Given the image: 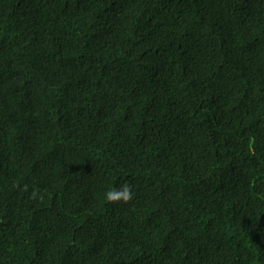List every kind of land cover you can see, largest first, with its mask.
I'll list each match as a JSON object with an SVG mask.
<instances>
[{"label":"trees","instance_id":"16d2710c","mask_svg":"<svg viewBox=\"0 0 264 264\" xmlns=\"http://www.w3.org/2000/svg\"><path fill=\"white\" fill-rule=\"evenodd\" d=\"M0 264H264V0H0Z\"/></svg>","mask_w":264,"mask_h":264},{"label":"clouds","instance_id":"9594fccd","mask_svg":"<svg viewBox=\"0 0 264 264\" xmlns=\"http://www.w3.org/2000/svg\"><path fill=\"white\" fill-rule=\"evenodd\" d=\"M134 196L132 192V186L128 183L127 180H123L119 188L112 187L109 190L105 191L103 198L106 202L109 203H127Z\"/></svg>","mask_w":264,"mask_h":264}]
</instances>
